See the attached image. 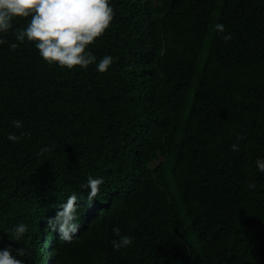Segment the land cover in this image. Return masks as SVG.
<instances>
[{
	"label": "trees",
	"instance_id": "trees-1",
	"mask_svg": "<svg viewBox=\"0 0 264 264\" xmlns=\"http://www.w3.org/2000/svg\"><path fill=\"white\" fill-rule=\"evenodd\" d=\"M110 4L87 68L0 45V249L24 264H264V0ZM88 176L104 181L90 205ZM73 193L67 243L46 228ZM113 227L132 244L114 250Z\"/></svg>",
	"mask_w": 264,
	"mask_h": 264
},
{
	"label": "clouds",
	"instance_id": "clouds-1",
	"mask_svg": "<svg viewBox=\"0 0 264 264\" xmlns=\"http://www.w3.org/2000/svg\"><path fill=\"white\" fill-rule=\"evenodd\" d=\"M115 12L110 0H0V33L12 29V21L15 18L27 19L26 26L14 33L15 41L9 43L0 39V45L8 43L11 50L18 48V43L25 41L34 44L39 56L49 65L56 64L61 68L72 70L75 67L87 68L96 62V57L87 48L96 39L102 37L110 27ZM218 33L226 31L223 24H216ZM225 41L231 36H224ZM113 63L112 56H104L97 64V71L106 72ZM12 125L19 129L23 127L20 120H13ZM21 136L9 133L8 139L16 142ZM243 137H237V141ZM50 148H42L41 154L50 151ZM232 151H239V144L231 145ZM255 165L260 172H264V159H257ZM103 178L88 176L87 183L82 188H87L88 205L101 192ZM249 188L256 187L254 182H249ZM78 196L76 193L67 197L66 203L60 205L62 210L57 211L54 218L47 220V230H58L62 241L71 243L78 231ZM15 241L19 242L27 233L28 226L20 223L12 228ZM113 234L119 239L111 241L114 250L127 247L132 244L133 237L121 235L119 227H113ZM14 253V254H13ZM27 255L24 248L12 249L8 245L0 249V264H24L18 257ZM46 264H51L48 261Z\"/></svg>",
	"mask_w": 264,
	"mask_h": 264
},
{
	"label": "bare ground",
	"instance_id": "bare-ground-1",
	"mask_svg": "<svg viewBox=\"0 0 264 264\" xmlns=\"http://www.w3.org/2000/svg\"><path fill=\"white\" fill-rule=\"evenodd\" d=\"M109 196V195H108ZM109 201V200H108Z\"/></svg>",
	"mask_w": 264,
	"mask_h": 264
}]
</instances>
